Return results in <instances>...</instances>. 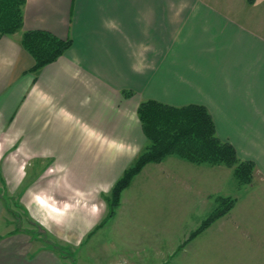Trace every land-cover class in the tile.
I'll return each instance as SVG.
<instances>
[{"label":"crops","instance_id":"obj_1","mask_svg":"<svg viewBox=\"0 0 264 264\" xmlns=\"http://www.w3.org/2000/svg\"><path fill=\"white\" fill-rule=\"evenodd\" d=\"M244 5L235 7L232 0L25 1L21 29L0 35V264H69L67 255L36 247L29 233L17 229L4 196L18 197L34 220L46 229L65 230L69 238L96 228L106 205L102 197L148 145L137 115L142 100L204 105L218 136L238 155L244 149L241 158L260 162L264 33L245 21ZM28 29L47 30L71 44L56 60L32 70L34 60L20 42ZM171 157L156 166L145 164L123 189L106 224L112 237L118 235L112 226L123 224L117 218L122 197L128 212L135 195H144L159 173L167 170L187 190V166L179 156ZM218 177L200 173L191 180L209 182L201 186L208 190ZM169 181L166 188L174 184ZM60 198H66L63 208L48 205Z\"/></svg>","mask_w":264,"mask_h":264},{"label":"rangeland","instance_id":"obj_2","mask_svg":"<svg viewBox=\"0 0 264 264\" xmlns=\"http://www.w3.org/2000/svg\"><path fill=\"white\" fill-rule=\"evenodd\" d=\"M232 1L238 8L243 1L246 4L243 11L248 16L245 21L264 33V0H255L252 4L246 0ZM241 151L239 155L242 157L245 152L244 149ZM245 151L250 154L252 150ZM171 155V158L178 157L176 154ZM182 160L187 166L186 175L190 178L186 182L187 190L177 186L176 180L173 182L167 175V170L159 173L158 179L150 182L144 195H135L128 212L122 197V213L117 218L123 224L112 226V232L118 234L113 237L107 225L116 211L110 219L106 201L109 194L102 197L106 205L96 228L85 234L81 229L70 238L65 230L46 229L34 220L18 197L4 196L5 205L17 229L29 233L36 247L56 249L60 254L67 255L64 259L69 264H264V156L256 157L260 162L255 163L249 183L238 182L232 168L222 163ZM150 166L156 165L151 163ZM200 173H217V183L204 190L201 186L209 182L191 180V177ZM169 180L174 183L172 188H169L171 185L167 188L164 185V181ZM220 197L233 199L232 207L201 232L190 237L198 225L218 207ZM65 199H55L48 205L58 210V207L66 205ZM60 214L65 220V212ZM100 226L103 228L99 229ZM73 254L85 255L88 260H71Z\"/></svg>","mask_w":264,"mask_h":264},{"label":"trees","instance_id":"obj_3","mask_svg":"<svg viewBox=\"0 0 264 264\" xmlns=\"http://www.w3.org/2000/svg\"><path fill=\"white\" fill-rule=\"evenodd\" d=\"M25 1L0 0V35L12 34L21 29ZM20 42L34 60L32 70L56 60L71 44L69 38H59L43 29L23 30ZM137 115L148 145L113 184L106 198L109 218L119 204L122 190L132 177L145 164L160 162L166 155L176 154L192 163H222L232 168L238 182L251 181L255 163L238 157L234 146L218 136L213 118L204 105L189 103L173 106L146 99L139 103ZM219 201L218 207L198 225L190 237L225 214L234 202L228 197H220Z\"/></svg>","mask_w":264,"mask_h":264}]
</instances>
